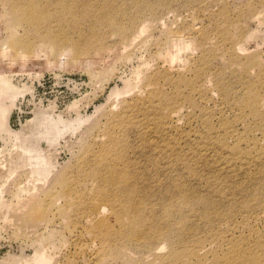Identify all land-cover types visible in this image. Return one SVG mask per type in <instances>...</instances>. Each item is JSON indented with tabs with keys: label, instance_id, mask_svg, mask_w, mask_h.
Masks as SVG:
<instances>
[{
	"label": "rangeland",
	"instance_id": "374dc122",
	"mask_svg": "<svg viewBox=\"0 0 264 264\" xmlns=\"http://www.w3.org/2000/svg\"><path fill=\"white\" fill-rule=\"evenodd\" d=\"M51 1L0 0V264H264V0Z\"/></svg>",
	"mask_w": 264,
	"mask_h": 264
},
{
	"label": "bare ground",
	"instance_id": "6f19581e",
	"mask_svg": "<svg viewBox=\"0 0 264 264\" xmlns=\"http://www.w3.org/2000/svg\"><path fill=\"white\" fill-rule=\"evenodd\" d=\"M68 3V2H67ZM50 5L53 4V1L50 0ZM12 6H16V4H12ZM28 11L26 14H28L30 11V6L28 7H22V12H26ZM31 24V23H30ZM64 24V23H63ZM12 31V30H11ZM0 97H5V98H14L15 96V92L13 90L12 87L9 86V84L7 83L6 80H4V78L2 77V73L0 72ZM3 114L6 116V112L3 111ZM3 115L1 114V117ZM105 158V157H104ZM113 163V161H112ZM111 166H108L107 169H109L110 171H112V169L110 168ZM120 174L122 176V186L125 184L126 180H127V176H128V171H127V166H125L124 168L120 169ZM124 183V184H123ZM126 193V192H125ZM197 258V257H196Z\"/></svg>",
	"mask_w": 264,
	"mask_h": 264
}]
</instances>
